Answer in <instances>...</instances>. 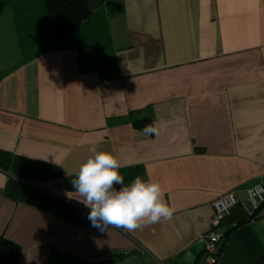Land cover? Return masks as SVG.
I'll return each instance as SVG.
<instances>
[{"label":"crops","instance_id":"obj_1","mask_svg":"<svg viewBox=\"0 0 264 264\" xmlns=\"http://www.w3.org/2000/svg\"><path fill=\"white\" fill-rule=\"evenodd\" d=\"M87 1L66 42L44 0L0 7V235L19 264H207L213 200L232 191L247 213L246 190L264 183V0ZM148 117L151 135L133 124ZM93 147L125 184L158 180L172 217L94 227L71 183ZM214 232V264H264V217Z\"/></svg>","mask_w":264,"mask_h":264},{"label":"clouds","instance_id":"obj_2","mask_svg":"<svg viewBox=\"0 0 264 264\" xmlns=\"http://www.w3.org/2000/svg\"><path fill=\"white\" fill-rule=\"evenodd\" d=\"M89 151L92 155L81 164L71 183L75 198L90 208L88 219L94 227L105 231L109 225H115L131 232L172 217L175 209L165 200L158 180L145 181L137 176L125 184L120 171L125 166L112 152L97 151L95 147ZM257 196L264 201L261 185L249 189L253 207L258 206Z\"/></svg>","mask_w":264,"mask_h":264},{"label":"trees","instance_id":"obj_3","mask_svg":"<svg viewBox=\"0 0 264 264\" xmlns=\"http://www.w3.org/2000/svg\"><path fill=\"white\" fill-rule=\"evenodd\" d=\"M6 0H0V7ZM44 7L50 15L51 30L53 35L61 42L68 40L69 33L78 28L80 23L89 16L92 9L87 0H44ZM113 65V62H101L100 68ZM134 126L146 134H153V119L138 118L134 120ZM146 126H151L146 129ZM226 234L223 235L218 251L220 253ZM20 246L0 235V264H19ZM122 258V256L120 257Z\"/></svg>","mask_w":264,"mask_h":264},{"label":"built area","instance_id":"obj_4","mask_svg":"<svg viewBox=\"0 0 264 264\" xmlns=\"http://www.w3.org/2000/svg\"><path fill=\"white\" fill-rule=\"evenodd\" d=\"M255 185H261L264 187V183L259 181L246 190V201L248 204V218L264 217V201H260L259 196L256 197L258 206L253 207L252 202L249 199V189ZM237 205V198L232 191H227L217 196L212 202V217H211V228L201 234L200 238L204 240V258L207 264H214L217 261L219 251L218 245L223 238V235L214 232V229L224 220L227 214L232 208ZM112 261L107 254H99L88 256L85 259V264H104Z\"/></svg>","mask_w":264,"mask_h":264},{"label":"water","instance_id":"obj_5","mask_svg":"<svg viewBox=\"0 0 264 264\" xmlns=\"http://www.w3.org/2000/svg\"><path fill=\"white\" fill-rule=\"evenodd\" d=\"M247 213L239 206H235L230 210L227 216L224 218V224H236L246 220ZM104 264H144L143 259L139 255H129L122 260L110 261Z\"/></svg>","mask_w":264,"mask_h":264}]
</instances>
